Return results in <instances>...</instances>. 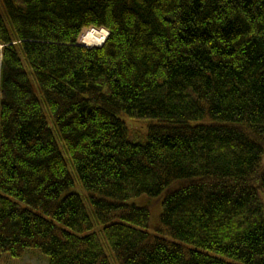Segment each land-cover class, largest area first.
Segmentation results:
<instances>
[{
  "label": "trees",
  "instance_id": "1",
  "mask_svg": "<svg viewBox=\"0 0 264 264\" xmlns=\"http://www.w3.org/2000/svg\"><path fill=\"white\" fill-rule=\"evenodd\" d=\"M33 248L264 264V0H0V256Z\"/></svg>",
  "mask_w": 264,
  "mask_h": 264
},
{
  "label": "rangeland",
  "instance_id": "2",
  "mask_svg": "<svg viewBox=\"0 0 264 264\" xmlns=\"http://www.w3.org/2000/svg\"><path fill=\"white\" fill-rule=\"evenodd\" d=\"M83 36V35H82ZM81 36L79 42L83 43L84 39ZM107 38V36H106ZM88 44H85L87 46ZM122 119L125 121L128 129L130 130V137L134 141H143L145 140L147 129L149 126V123L144 120H134L127 116H122ZM52 121V120H51ZM50 121L51 127H53V122ZM69 171L71 173V176L74 180V187L72 188L73 192H76L83 196L85 199L87 198V192L84 190L78 174L76 172V169L74 166L69 163ZM139 200H134L135 203L139 205H149L152 210V221L155 225L159 214L162 212V204L155 199L149 198V197H142L138 198ZM94 231H98V228H96ZM232 261V260H231ZM0 264H49V258L46 257V255L40 250V249H28L26 253L18 258L13 257L10 254H2L0 256Z\"/></svg>",
  "mask_w": 264,
  "mask_h": 264
}]
</instances>
